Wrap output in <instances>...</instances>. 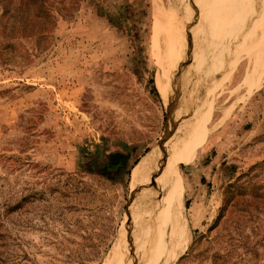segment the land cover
<instances>
[{
  "label": "rangeland",
  "instance_id": "374dc122",
  "mask_svg": "<svg viewBox=\"0 0 264 264\" xmlns=\"http://www.w3.org/2000/svg\"><path fill=\"white\" fill-rule=\"evenodd\" d=\"M157 1L162 25L155 0H0V264H105L133 206V169L232 73L236 59H207L193 84L183 67L186 100L168 106L166 81L199 61L192 45L179 62L175 30L201 40L222 5ZM218 119L177 166L186 232L170 239L167 227L157 264H264V82L212 128Z\"/></svg>",
  "mask_w": 264,
  "mask_h": 264
},
{
  "label": "bare ground",
  "instance_id": "6f19581e",
  "mask_svg": "<svg viewBox=\"0 0 264 264\" xmlns=\"http://www.w3.org/2000/svg\"><path fill=\"white\" fill-rule=\"evenodd\" d=\"M154 4L158 14L156 24L162 25L164 24L162 21H166V17L161 13L159 1L155 0ZM221 5L222 7L220 8L219 6ZM221 5H217L219 10L212 14L214 21L212 30L210 28V32H208L209 30L207 29L206 35L201 40L198 39L199 37L197 38L198 32L194 28H190L185 34L187 36L185 38L183 37L185 29L177 28L175 30L176 48L173 43L175 41L170 40L169 43L170 47H173L177 55H179V62L188 56L192 45L196 47L192 51L196 52L194 60L199 61L197 62L198 64L195 63L194 67H192L195 62L193 59L190 64H188L189 62H184L188 66H178L181 72L179 71L176 81L174 83L171 80L169 82L166 81L167 84L163 88L165 100L170 107L171 105L173 106L170 102H177L179 105L185 102V97L188 93L183 87L184 81L181 73L187 67V73H191L189 79H191L193 84L195 82L193 79L195 74L193 75L192 72H195L194 70L200 64L202 65L203 62L206 63L207 59H215L214 61L219 64L217 67L227 60L236 59L232 62V73L226 78L217 93L212 90V85L206 86L204 83V88L206 86L209 89L206 94L207 108L201 114L183 110L180 113V119L174 125L175 127L173 126V133L170 135L172 136L173 134V138L167 137L162 141L161 145L155 150L153 149L152 154L151 151L150 155L145 156L133 169L130 185L132 190L136 191V194L131 212L126 217L127 226L123 229L126 231L129 226H132L130 230H133V232L127 239L126 247L122 248V250L119 248H121L127 236L124 237L125 231L120 235V240L105 264H157L161 259V252L164 247V245L159 243V240L167 230V227L171 226L170 231H167L170 239L186 232L183 215L184 209L188 208L186 197L183 192L180 191L181 194L177 192L180 187L177 177L179 162L191 157L196 147L203 141V138L210 133L211 128L208 125L210 119L219 118L212 126V128L216 129L232 115L238 103H246L258 86L264 82V0H251L248 4L245 3V0H221ZM203 28L206 29L207 27ZM183 67H186L184 71H182ZM201 69L205 70L206 68ZM221 70L223 69L221 68ZM162 73L163 68L161 69ZM213 74L215 75V73ZM207 77L208 75L205 78ZM205 78L203 77L202 79L207 81ZM163 80L164 78L161 81L162 85L166 78ZM241 91L243 92L240 93ZM236 95V100L228 107L223 108L222 113L217 112V105L221 100ZM176 108L177 106L172 109L171 117L174 116ZM154 164H157V166H153ZM185 242L182 239L174 243V246L180 248Z\"/></svg>",
  "mask_w": 264,
  "mask_h": 264
},
{
  "label": "trees",
  "instance_id": "16d2710c",
  "mask_svg": "<svg viewBox=\"0 0 264 264\" xmlns=\"http://www.w3.org/2000/svg\"><path fill=\"white\" fill-rule=\"evenodd\" d=\"M154 83H155V82H154V79H151V80H150V85L153 86ZM154 91L158 94V91H157V89L155 88V86H154ZM137 163H138V162H135V165H136ZM202 182L205 183L204 178H202ZM190 203H191L190 200H188V201H187V207L190 206Z\"/></svg>",
  "mask_w": 264,
  "mask_h": 264
}]
</instances>
